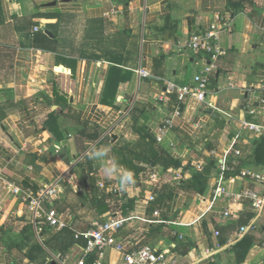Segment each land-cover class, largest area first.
<instances>
[{"label":"crops","instance_id":"1","mask_svg":"<svg viewBox=\"0 0 264 264\" xmlns=\"http://www.w3.org/2000/svg\"><path fill=\"white\" fill-rule=\"evenodd\" d=\"M211 26L224 56L214 62L182 51ZM209 63L206 102H173L167 85H193ZM140 69L150 77L140 78ZM176 108L182 118L159 144L184 168L146 167L135 177L115 166L117 143L137 142L143 127L158 141ZM244 122L264 125V0H0V264H124L119 251L101 259L87 252L84 236L75 238L121 217L117 239L137 249L167 250L192 264H264V216L241 235L256 214L248 200L233 198L264 191L241 176L264 177L253 158L254 140L264 136L248 134ZM211 159L206 193L196 194L189 183ZM218 179L227 194L215 195ZM165 186L176 189L170 221L151 236L147 200ZM50 189L56 194L43 207L58 212L61 231L35 225L23 199Z\"/></svg>","mask_w":264,"mask_h":264},{"label":"built area","instance_id":"2","mask_svg":"<svg viewBox=\"0 0 264 264\" xmlns=\"http://www.w3.org/2000/svg\"><path fill=\"white\" fill-rule=\"evenodd\" d=\"M115 15V12H110L107 14L108 17ZM220 30L215 26H211L210 30L202 34H194L188 40H186L182 45V51L192 53L193 55H203L209 56L212 61H217L221 56H224L226 52L219 46L217 43L220 36ZM215 70V65L209 63L205 68L195 76L194 84L187 86H178L173 83L167 85L166 93L169 95H176L178 102L182 103L188 98H194L199 103L206 102L207 94L209 92L208 87L210 84L209 75ZM137 74L140 78H148L150 74L144 69L137 71ZM167 100V97L159 98V101ZM182 118V113L179 108H176L175 111L171 114L170 118L165 122L164 132L161 137H158V142H162L166 132L173 127V124L176 120ZM243 129L248 132V134L260 138L264 136V125H258L253 123L244 122ZM233 150L231 147L229 151ZM236 154H239L238 151H235ZM241 176L244 178H251L259 184L264 185V177L257 175L251 171H243ZM152 183H158L159 178L157 175H152L150 178ZM215 195H224L227 194L225 187L222 184V179H218L216 188L214 190ZM56 190L50 189L47 191L41 192L40 195L34 197L30 194H23V199L28 203L30 210V217L35 222V225L38 223H46L50 227L55 228L56 230H64L67 228L66 224L63 223L60 219V215L54 209L46 210L43 207L44 197L46 195H55ZM13 195H22L19 189L13 191ZM155 194H151L148 197L147 202L155 201ZM233 198L236 200H248L256 214L255 220L248 226L241 228V235L247 234L252 230H256V221L257 219L264 216V191L258 192L252 189H243L239 194L233 195ZM225 216L230 215V211L227 210L224 214ZM154 216L159 218L160 212L156 211ZM125 221L121 218H114L107 220L105 222L97 221L93 224V229L86 233L75 232V238L79 239L84 236L88 240L87 252L92 253L95 251L99 252L101 259L103 254L107 249H115L122 253L124 257V264H192V260L188 258H179L175 254L167 250H156L151 247L144 248H134L129 243H123L117 239V234L124 227ZM219 233L216 232V236ZM78 264H86L85 261H81ZM93 264H102L99 260Z\"/></svg>","mask_w":264,"mask_h":264},{"label":"trees","instance_id":"3","mask_svg":"<svg viewBox=\"0 0 264 264\" xmlns=\"http://www.w3.org/2000/svg\"><path fill=\"white\" fill-rule=\"evenodd\" d=\"M44 39L50 41L47 36ZM177 103V98L173 97V102ZM219 130L213 136L214 139L220 140L222 137V127L219 126ZM139 140L135 143L123 141L117 143L112 150V160L115 166L119 169H123L128 172H133L135 177H138L140 173L148 168L161 167L165 172L169 170L178 171L184 168V164L181 160L175 159L170 149L164 148L157 141L149 129L146 127L138 129ZM98 134L96 138L98 139ZM254 152L253 158L256 164H264V137L254 140ZM140 165H145L141 167ZM217 165V161L211 159L205 165L200 172H195L192 177V181L189 183L188 189L199 195L206 193L208 182L212 177L213 171ZM155 201L148 203L146 217L151 220L150 235L156 236L160 231L167 227L170 221L169 214L172 212V202L176 197V189L171 186H165L160 191L155 192ZM99 202V201H98ZM135 200H130L129 205H133ZM156 211L160 212V217H154ZM247 240H242L237 245L239 253H243V244ZM247 251V250H245Z\"/></svg>","mask_w":264,"mask_h":264},{"label":"water","instance_id":"4","mask_svg":"<svg viewBox=\"0 0 264 264\" xmlns=\"http://www.w3.org/2000/svg\"><path fill=\"white\" fill-rule=\"evenodd\" d=\"M51 22H53V21H51V20H42V23H44V24H49ZM46 34L49 35V36H51V34L48 31H46ZM107 139L108 140H111L112 139L113 141H116L117 140V137L116 136H109Z\"/></svg>","mask_w":264,"mask_h":264},{"label":"clouds","instance_id":"5","mask_svg":"<svg viewBox=\"0 0 264 264\" xmlns=\"http://www.w3.org/2000/svg\"><path fill=\"white\" fill-rule=\"evenodd\" d=\"M103 150L97 151L94 155H102ZM128 176H132L131 172H128Z\"/></svg>","mask_w":264,"mask_h":264}]
</instances>
